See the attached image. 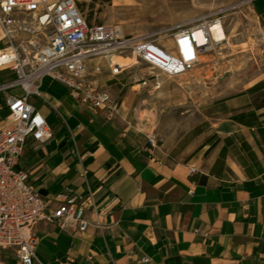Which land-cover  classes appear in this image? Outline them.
Returning <instances> with one entry per match:
<instances>
[{
	"label": "crops",
	"instance_id": "obj_1",
	"mask_svg": "<svg viewBox=\"0 0 264 264\" xmlns=\"http://www.w3.org/2000/svg\"><path fill=\"white\" fill-rule=\"evenodd\" d=\"M252 9L264 26V0ZM0 76L15 78L7 68ZM113 80L97 82L116 97L111 86L124 84ZM39 92L28 101L52 137L27 139L17 168L46 198L89 189L94 203H85L91 225L74 235L44 220L32 227L35 264H264V76L221 101L209 125L153 148L129 94L109 114L48 76ZM8 93L22 90L0 91V130ZM2 264H18L12 250Z\"/></svg>",
	"mask_w": 264,
	"mask_h": 264
},
{
	"label": "built area",
	"instance_id": "obj_2",
	"mask_svg": "<svg viewBox=\"0 0 264 264\" xmlns=\"http://www.w3.org/2000/svg\"><path fill=\"white\" fill-rule=\"evenodd\" d=\"M244 1L252 6L254 0ZM196 27L170 29L167 48L146 34L127 35L118 26L88 22L76 0H0V68L15 75L0 84V91L22 90V95L8 93L4 98L8 114L0 130V264L8 249L18 264H35L37 237L32 227L39 221L55 223L73 235L91 225L84 211L86 202L93 207L92 191L81 195L65 189L46 198L31 186L28 172L17 168L27 139L43 143L52 137L45 117L28 101L40 95L42 78L64 85L78 103L114 114L119 102L96 80L99 60L130 54L166 76L180 75L194 67L204 49L197 42ZM33 32L37 34L32 38H23ZM38 33L44 36L43 43L38 42ZM204 38L211 42L209 33ZM118 69L110 60V74L122 72ZM146 139L153 148L159 136L153 130Z\"/></svg>",
	"mask_w": 264,
	"mask_h": 264
},
{
	"label": "rangeland",
	"instance_id": "obj_3",
	"mask_svg": "<svg viewBox=\"0 0 264 264\" xmlns=\"http://www.w3.org/2000/svg\"><path fill=\"white\" fill-rule=\"evenodd\" d=\"M76 1L88 22L118 26L127 35L146 34L167 48L170 29L194 28L221 20L227 39L208 43L204 47L207 50L199 54L202 61L177 76H166L130 54L116 53L99 60L101 72L96 80L111 75L110 60L120 68L122 72L118 69L120 73L112 75L113 81L124 84L111 86L116 88L115 99L121 101L129 94L130 105L139 110L148 131L158 134V142L175 140L187 130L209 125L216 120L221 101L242 93L264 76V26L244 0ZM36 37L43 43L41 33ZM8 80L0 76V84ZM11 91L16 93L18 88ZM55 124L51 123V127L55 128Z\"/></svg>",
	"mask_w": 264,
	"mask_h": 264
},
{
	"label": "bare ground",
	"instance_id": "obj_4",
	"mask_svg": "<svg viewBox=\"0 0 264 264\" xmlns=\"http://www.w3.org/2000/svg\"><path fill=\"white\" fill-rule=\"evenodd\" d=\"M195 31L197 42L204 47L207 44L204 38L206 32L210 35L211 43H217L227 39V35L225 34L224 27L220 19H215L214 21L207 24L206 27H196ZM204 50H207V48ZM198 59L200 62L202 61V59Z\"/></svg>",
	"mask_w": 264,
	"mask_h": 264
}]
</instances>
